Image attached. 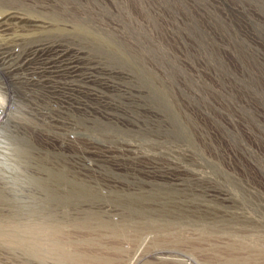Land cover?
<instances>
[{
  "label": "rangeland",
  "instance_id": "1",
  "mask_svg": "<svg viewBox=\"0 0 264 264\" xmlns=\"http://www.w3.org/2000/svg\"><path fill=\"white\" fill-rule=\"evenodd\" d=\"M62 1L0 11L28 26L0 37V86L58 45L45 78L87 99L0 102V264H264V54L199 0Z\"/></svg>",
  "mask_w": 264,
  "mask_h": 264
},
{
  "label": "bare ground",
  "instance_id": "2",
  "mask_svg": "<svg viewBox=\"0 0 264 264\" xmlns=\"http://www.w3.org/2000/svg\"><path fill=\"white\" fill-rule=\"evenodd\" d=\"M58 1L59 0H0V11H6L8 13L14 10L15 8H17L19 10H26V12L29 11L28 13L33 11H35L37 14L46 13L51 19L55 20L56 18H54L55 17L54 14L47 12L48 9L47 7H50L52 3L54 4V2H58ZM17 3H21V5ZM23 4H25V6H22ZM34 6H37V8ZM199 12L202 16H206L205 18H208V20L212 23L215 31V36L220 41L233 42L238 40H244L248 43H251L253 46L257 47V49L264 54V49L259 48L260 45H258V42L264 41V0H209L208 6L202 5V2L199 0ZM208 13L209 16H207ZM1 16L2 17H0V37L4 38L7 41L13 40L14 39L13 37H15V35H18L22 31L28 29V26H25L24 23L25 18L18 15V13H9ZM33 27L34 25L31 26L32 29ZM42 27L44 28L45 24ZM250 48L251 50H249V52L252 53L257 52L253 47L250 46ZM6 49H8L9 52L12 51V47L11 49L6 47L3 50ZM237 51L239 52L238 49L236 50V52ZM245 52L248 51L245 50ZM68 54L69 53H64V50L61 49V47H58V45L53 47L45 46L44 49L40 51L39 58L37 59L38 61L43 62V64L45 65L42 72L38 74L39 75L38 78L32 80L28 79L25 80L24 82H18L12 80L9 81L8 83L5 82L2 83L3 85L0 86V102L4 103V105L3 104L2 105L3 106H5L6 104L15 105L16 103L21 101V99L24 98L25 99L34 98V100H40L42 103H55V104L59 103V104H67V105L76 104L80 106L85 105L87 99L86 97L84 98L83 96H80V94H82L83 91L82 89L78 88L76 84L73 86L71 84H65L66 83L65 82L64 84L58 85L56 82H53L52 80L45 78L46 76L49 77L51 73L56 74L61 72L62 69L59 70H55V69L57 68V66H60V64H63V61L66 60L65 57L66 56L69 57ZM13 56L15 55L8 54L7 57L9 58V60L7 62L1 63L0 67L11 68L10 61L13 60L12 59ZM70 57L72 58V56ZM74 69L69 68V70L65 72L75 73ZM69 76L71 75L69 74ZM0 116H4L3 111L1 110H0ZM65 190H67V188H65ZM65 213L68 212L66 211ZM46 249H48V246H46L44 238H42V241H40L38 246V250L42 257H45L44 254L47 253ZM240 250L244 252V251H248L249 249L241 248L239 249V251ZM254 251H256V253L259 254L262 252L260 250L258 251L257 249H255ZM161 260L172 261L174 264H188L186 261H182V260L180 261L174 259L168 260L166 258H163ZM237 264H258V263H256V260L253 262H250L249 260V262L239 261L237 262Z\"/></svg>",
  "mask_w": 264,
  "mask_h": 264
},
{
  "label": "built area",
  "instance_id": "3",
  "mask_svg": "<svg viewBox=\"0 0 264 264\" xmlns=\"http://www.w3.org/2000/svg\"><path fill=\"white\" fill-rule=\"evenodd\" d=\"M2 117V116H1Z\"/></svg>",
  "mask_w": 264,
  "mask_h": 264
}]
</instances>
